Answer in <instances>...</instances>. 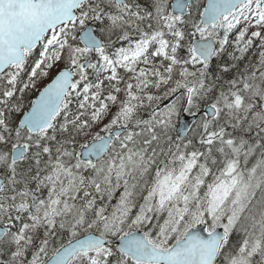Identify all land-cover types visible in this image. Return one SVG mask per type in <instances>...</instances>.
Here are the masks:
<instances>
[{
  "label": "snow or ice",
  "instance_id": "obj_1",
  "mask_svg": "<svg viewBox=\"0 0 264 264\" xmlns=\"http://www.w3.org/2000/svg\"><path fill=\"white\" fill-rule=\"evenodd\" d=\"M0 264H264V0H0Z\"/></svg>",
  "mask_w": 264,
  "mask_h": 264
}]
</instances>
